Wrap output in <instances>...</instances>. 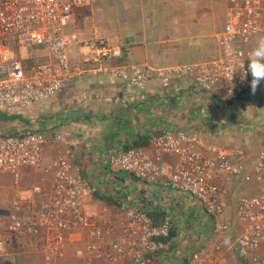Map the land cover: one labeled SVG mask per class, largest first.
Instances as JSON below:
<instances>
[{"label": "built area", "instance_id": "obj_1", "mask_svg": "<svg viewBox=\"0 0 264 264\" xmlns=\"http://www.w3.org/2000/svg\"><path fill=\"white\" fill-rule=\"evenodd\" d=\"M84 2L0 0V114L23 115L89 72L142 92L154 79L164 88L185 83L194 93L223 102H238L253 93L250 74L232 76L228 69L242 63L250 45L264 37V0H225L217 55L161 68L114 65L119 51L101 39L82 43L87 56L73 61L66 32ZM11 43L42 56L19 60ZM69 138L29 129L0 136V174L13 176L16 183L24 168L43 166L49 145L63 146L45 169L54 175L50 190L34 189L43 199L16 200L10 216L4 217L8 226L7 234L0 235V264H17L20 254H41L46 264H151V258L167 249L173 223L156 222L144 208L125 205L89 210L95 190L75 164ZM144 145L114 150L109 167L190 196L203 207L212 220V236L190 253L187 264H264V146L249 151L186 130L153 133ZM236 181L257 183L258 193L237 198L228 188ZM75 235L79 237L72 241ZM72 242L79 245L69 261Z\"/></svg>", "mask_w": 264, "mask_h": 264}, {"label": "crops", "instance_id": "obj_2", "mask_svg": "<svg viewBox=\"0 0 264 264\" xmlns=\"http://www.w3.org/2000/svg\"><path fill=\"white\" fill-rule=\"evenodd\" d=\"M100 4L96 0H85L67 29L68 54L73 61H82L87 56L81 45L93 39L104 40L119 51L114 65L129 67L180 66L208 60L218 53V36L224 25L215 40L216 34L206 30L207 20L203 15L195 19L194 15L189 18L182 15L179 7L194 5L186 0H125L124 3L111 0L107 4L110 19L105 13L102 16ZM121 4L127 7L125 17L118 14ZM173 7H178L177 15ZM162 10L167 13L162 14ZM256 40L250 48L255 46ZM10 47L19 60L42 56L17 43H11ZM263 96L256 91L247 101ZM222 102L211 95L194 93L185 83L164 88L153 79L142 92L128 89L103 74L89 72L73 79L50 101L23 115H14L20 117V121H7L12 116L0 114V136L28 129L47 135H70L68 141L74 162L95 190L89 210L125 205L144 208L156 222L170 220L174 227L172 238L163 253L151 258V264H187L190 253L206 245L212 236V220L203 207L190 196L143 183L127 173L113 172L109 157L114 150L145 146L151 134L166 130L196 131L208 141L232 145L228 124L230 115H235L230 109L222 108ZM244 147L249 151L253 149L251 144ZM62 148L49 145L43 154V166L24 168L18 183L13 176L0 174V209L13 210V203L19 199L40 202L43 196L34 189L50 190L54 175L52 170L46 172L45 169ZM228 188L237 198L258 193L257 183L236 181ZM78 237L73 236L72 241ZM78 245L70 243L69 261L73 260ZM17 261L18 264H46L41 254H20Z\"/></svg>", "mask_w": 264, "mask_h": 264}, {"label": "rangeland", "instance_id": "obj_3", "mask_svg": "<svg viewBox=\"0 0 264 264\" xmlns=\"http://www.w3.org/2000/svg\"><path fill=\"white\" fill-rule=\"evenodd\" d=\"M94 1L95 0H93V2ZM96 1L98 4L101 3L100 11L102 16L105 13V15L108 18L110 14L109 12L110 7L107 4L111 0H96ZM120 1H123L124 3L125 0H120ZM186 1H188L189 3H193L194 5L190 4L179 7L182 10L181 11L182 15L188 16V18L194 15V19L195 17L199 18L200 16L203 15V17H205V19L207 20V23L205 25L206 30H208L210 34L212 33L216 34L214 36L216 40V37L221 31L219 29H221L222 25L225 24V13L227 8L225 0H186ZM196 3L198 5H195ZM173 8L175 9L174 14L177 15V13H179L178 7H173ZM118 10H119L118 14L122 15L123 17H125V15L128 14L126 11L127 7L124 4H121ZM165 13H167V10L165 11L162 10V14ZM108 19H110V17ZM165 19L167 20V18ZM106 22L109 23V20L106 19ZM159 25L161 26V22H159ZM164 26L167 29H170L169 24L165 22H164ZM258 89L257 91L259 92V94L262 93L264 95V87L263 89L260 90ZM261 99L255 98L254 100L247 101L246 98H243L241 101L238 102L221 103L222 108L225 107L227 109H230L231 113H234L235 115V117H233V114H231L232 116L230 115L229 124H228V126L231 127V132L228 133L229 138L232 139V141H229L230 143L235 144L236 146L238 145L244 146V144L247 145L251 144L253 148L252 151H254V148L264 146V96L261 97ZM16 119L19 121L21 120L20 117ZM23 132L24 131L19 132L13 130L12 132H8V133L6 132V134H2V136L17 135ZM7 226H8V220H5V218L0 219V235L7 234ZM18 262L19 261H17V264Z\"/></svg>", "mask_w": 264, "mask_h": 264}, {"label": "clouds", "instance_id": "obj_4", "mask_svg": "<svg viewBox=\"0 0 264 264\" xmlns=\"http://www.w3.org/2000/svg\"><path fill=\"white\" fill-rule=\"evenodd\" d=\"M248 61L247 69L245 70V61ZM232 76L233 73L241 72L245 77L248 74L252 79L250 87L253 93L257 91L258 86L264 82V37L256 40L255 46L248 53L247 58L241 63L236 62L229 66L228 69Z\"/></svg>", "mask_w": 264, "mask_h": 264}, {"label": "water", "instance_id": "obj_5", "mask_svg": "<svg viewBox=\"0 0 264 264\" xmlns=\"http://www.w3.org/2000/svg\"><path fill=\"white\" fill-rule=\"evenodd\" d=\"M10 211L6 209H0V217H9Z\"/></svg>", "mask_w": 264, "mask_h": 264}, {"label": "trees", "instance_id": "obj_6", "mask_svg": "<svg viewBox=\"0 0 264 264\" xmlns=\"http://www.w3.org/2000/svg\"><path fill=\"white\" fill-rule=\"evenodd\" d=\"M16 118H19V117H16V116L8 117V118H7V121H8V120H9V121H12L13 119H16Z\"/></svg>", "mask_w": 264, "mask_h": 264}]
</instances>
